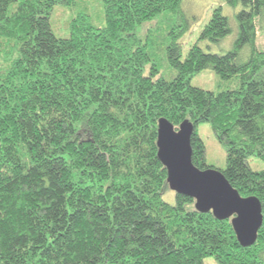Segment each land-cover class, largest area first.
I'll list each match as a JSON object with an SVG mask.
<instances>
[{
	"label": "trees",
	"instance_id": "1",
	"mask_svg": "<svg viewBox=\"0 0 264 264\" xmlns=\"http://www.w3.org/2000/svg\"><path fill=\"white\" fill-rule=\"evenodd\" d=\"M219 2L182 59L191 0H102L103 24L80 12L68 36L50 18L75 0H0V264H264V168L248 162L264 160V0ZM226 5L239 8L233 18ZM232 33L224 53L200 44ZM208 67L224 88L191 84ZM161 117L194 124L200 168L215 167L197 132L211 123L227 153L220 170L261 201L253 244L240 243L231 217L170 188Z\"/></svg>",
	"mask_w": 264,
	"mask_h": 264
},
{
	"label": "water",
	"instance_id": "2",
	"mask_svg": "<svg viewBox=\"0 0 264 264\" xmlns=\"http://www.w3.org/2000/svg\"><path fill=\"white\" fill-rule=\"evenodd\" d=\"M194 124L184 120L178 129L165 117L159 119L158 156L167 168L171 189L195 198L196 208L218 218L231 217L238 240L253 244L263 222L262 204L255 195L243 196L216 167L194 164L191 136Z\"/></svg>",
	"mask_w": 264,
	"mask_h": 264
},
{
	"label": "rangeland",
	"instance_id": "3",
	"mask_svg": "<svg viewBox=\"0 0 264 264\" xmlns=\"http://www.w3.org/2000/svg\"><path fill=\"white\" fill-rule=\"evenodd\" d=\"M195 3H198L196 14L197 19L191 25L190 29L185 32L181 38L182 42V59H184L188 53L190 46L194 42L199 41V35L204 25L208 22L212 15V10L215 6L220 4L219 0H191ZM239 8H232L230 6H225L223 8L224 13L228 14L233 18L235 12ZM87 13L92 22L97 25H101L104 22V11L102 0H75L74 4L64 5L56 4L53 8L51 14V26L54 33L57 36H68L70 34V24L75 16L79 13ZM234 21V19H232ZM235 34L232 33L228 35L220 42H207L200 41V44L206 51L224 53L226 52L233 43ZM259 44L264 46V33H259ZM160 66V74H163L166 77H171L175 74V70L172 69L166 58H158ZM191 84L194 86H199L211 90H219L224 88V83L220 81L219 75L217 72L211 68H204L191 78ZM197 132L200 134L204 140L206 146V163L209 165H214L217 168H225L226 166V149L218 140L215 132L212 128L211 123L201 122L197 126ZM248 162L252 169L259 170L264 168V160L257 156H250ZM166 199L169 201L174 200V193L168 192L165 195ZM205 264H218L217 259L214 255H209L204 259Z\"/></svg>",
	"mask_w": 264,
	"mask_h": 264
}]
</instances>
